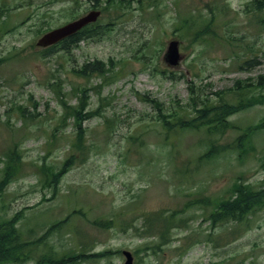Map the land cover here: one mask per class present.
Here are the masks:
<instances>
[{
  "label": "rangeland",
  "instance_id": "obj_1",
  "mask_svg": "<svg viewBox=\"0 0 264 264\" xmlns=\"http://www.w3.org/2000/svg\"><path fill=\"white\" fill-rule=\"evenodd\" d=\"M113 1L98 0L104 29L93 38L46 51L37 48L38 39L82 15L89 0H0V180L11 154L21 156L19 176L0 192V218H15L27 244L22 260L2 264H37L46 253L58 264H124L123 250L134 254V264H264V208L250 216L249 226L213 225L203 204L194 202L221 199L240 174L264 185V130L251 136L253 150L244 160L226 151L200 163L199 155L235 143L238 132L207 135L202 127L166 137L161 109L143 100H156L165 114L178 111L174 117L184 120L196 114L188 89L192 68L213 99L220 92L229 99L238 80H259L264 27L248 11L252 0ZM200 12L205 21L215 12L218 34L242 38L239 59L229 41L192 45L187 18ZM171 40L182 56L175 67L164 61ZM248 47L256 65L240 70ZM87 65L108 70L106 80ZM62 95L72 106L86 101L94 113L82 123L85 160L72 151L77 127L73 117L62 122ZM230 119L258 124L264 99ZM36 165L55 172L66 165L67 171L52 187ZM171 211L183 226L165 227ZM161 229H168L167 239L154 252Z\"/></svg>",
  "mask_w": 264,
  "mask_h": 264
},
{
  "label": "trees",
  "instance_id": "obj_2",
  "mask_svg": "<svg viewBox=\"0 0 264 264\" xmlns=\"http://www.w3.org/2000/svg\"><path fill=\"white\" fill-rule=\"evenodd\" d=\"M225 6L227 10L231 11V8L229 6ZM247 7L249 9V12H254L253 18L257 21L259 20V25L261 27H264V1L252 0L247 5ZM212 13L213 17L207 21L202 20L201 12L198 16H188L187 20L190 22L189 25L191 28H193L192 31H195L193 34H191L190 42H194V44H192L193 46H202V44L204 46H207L214 44V41L217 43L229 41L231 42L230 45L232 47V55H234L233 58L239 59L238 53L241 50L240 44H243L242 38H238L232 34H218L215 30V27L217 26V22L215 23L216 14L215 12ZM183 22L186 23L185 20ZM66 49H70V46L66 47ZM243 52L244 57H247V59H242L239 61L240 63L238 69L250 70V68L255 64V59H249L252 51L248 47L246 48V50H243ZM87 69H89L92 74H99L103 78L105 76V73L108 71L105 68L101 67L93 70L92 65H87ZM191 70L193 71L194 79L192 78L189 82L188 89L191 93L190 100L193 103V107L196 106L195 115H189L184 120L182 118H175L174 114L179 113L178 111H173L172 113L165 114L160 102L156 100L148 101V99L145 98H143V100L150 104H153L158 109H161L159 116L162 128L166 133V137L178 136L181 132H186L189 130L200 131L202 130V127H206L204 132L207 135L213 133L223 134L230 129L238 132L237 138L234 139L236 141L235 143L220 145V147L213 146L206 153L199 155L196 158L197 162L201 163L209 161L226 151H234L238 153V158L241 161L244 160L249 155L250 151L253 150V146L250 141L251 136L257 131L264 129V119L257 125H248L246 127L234 123L230 119V117L244 112L257 103L263 101L264 94L260 96V94L258 95L256 91L264 90V75L260 76L259 80H254L253 83H247L251 80L236 81V84L229 89V91L231 92V96L229 99L225 97V92H220L218 95L215 94L216 99H213L205 95L207 84H203V82L198 84V82L196 81L197 79H201V74L194 68H192ZM64 97L65 95H62L60 98L64 107V118L62 119V122L66 124L68 119H70L71 117L75 119L77 135L76 139L73 141V144H71V148L72 151L76 150L80 152L81 159L85 160L88 148L85 146L86 129L84 128V126H82V123L85 119L92 117L94 113L86 109V101L81 100L78 106H72L68 102L63 101ZM53 136L54 134L51 135V140ZM20 158L21 156L18 153L11 154L10 163L4 170V177L0 180V192L10 180L19 176L21 167H19L17 163L20 161ZM65 166L60 171L55 172L54 169L50 166L43 165L39 166V168L38 165H36V167L40 169V173L43 175L44 182L52 187H55L57 185L61 175L67 171V168ZM238 177L239 178L233 183L232 187L227 190V192L224 196L221 197V199L218 198L213 201L211 198H197L194 201L195 203L201 202L203 204L204 209L207 210L208 216L213 224L223 222H236L249 226L251 223L250 216L254 215L257 211L264 208V185L260 187L254 186L247 181L244 174H240ZM177 215L178 214L176 212L171 211L170 217L166 220L167 224H165V227H169L172 229L183 226L176 220ZM147 216L157 217L156 214H149ZM144 218L146 220H151L145 215ZM15 223V218H0V263H3V261L8 262L10 260H15L17 257L14 256V254H19L21 258H24L23 250L26 249L27 244H24L26 242H24L21 236L22 234L15 226ZM167 232L168 229H161L158 232V234L161 236L162 241L159 244L150 246L151 249L154 250V252L156 251V249H161L162 242L166 241L167 239V236H165ZM40 243L41 240L36 243V249ZM13 248L15 250L14 254H12ZM27 257L28 256L26 255L25 258L27 259ZM31 257L32 256H30V258ZM50 257L51 253H46L39 260V262H41V264H49L51 260ZM81 261L82 260L80 257L79 262Z\"/></svg>",
  "mask_w": 264,
  "mask_h": 264
},
{
  "label": "water",
  "instance_id": "obj_3",
  "mask_svg": "<svg viewBox=\"0 0 264 264\" xmlns=\"http://www.w3.org/2000/svg\"><path fill=\"white\" fill-rule=\"evenodd\" d=\"M98 15L99 13H90L88 16L78 21L68 23L61 28L46 33L39 39V41L37 42V46L48 47L58 43L59 41L73 35L88 23L95 21ZM164 59L170 66H175L179 63L181 56L179 54V43L177 41H172L169 43L168 50ZM124 255L127 258L125 264H132V254L128 251H124Z\"/></svg>",
  "mask_w": 264,
  "mask_h": 264
},
{
  "label": "flooded vegetation",
  "instance_id": "obj_4",
  "mask_svg": "<svg viewBox=\"0 0 264 264\" xmlns=\"http://www.w3.org/2000/svg\"><path fill=\"white\" fill-rule=\"evenodd\" d=\"M89 2L92 4L89 6V8H86L85 12L82 14L92 11V10H98L99 6L98 3H94L91 0ZM82 15H79L75 18V20L81 18ZM104 27L99 25V22L92 23L88 25L87 27L83 28L82 30L78 31L77 33L73 34L70 38H67L65 41H62L59 44H79L83 43L84 41L93 38V34H98Z\"/></svg>",
  "mask_w": 264,
  "mask_h": 264
}]
</instances>
